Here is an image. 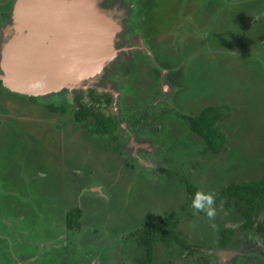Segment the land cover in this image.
Instances as JSON below:
<instances>
[{
    "label": "rangeland",
    "instance_id": "rangeland-1",
    "mask_svg": "<svg viewBox=\"0 0 264 264\" xmlns=\"http://www.w3.org/2000/svg\"><path fill=\"white\" fill-rule=\"evenodd\" d=\"M86 1L118 30L113 58L81 90L109 96L102 109L118 127L76 122L75 88L41 96L1 82L0 264H137L132 232L170 213L187 245L154 242L150 264H264L263 231L241 226L226 198L212 218L191 214L185 190L187 179L213 192L264 175V0ZM15 2L0 0V58ZM207 104H222L219 154H203L187 123ZM75 206L80 227L64 231ZM253 216L264 219L263 202ZM225 227L234 233L221 246Z\"/></svg>",
    "mask_w": 264,
    "mask_h": 264
},
{
    "label": "water",
    "instance_id": "water-1",
    "mask_svg": "<svg viewBox=\"0 0 264 264\" xmlns=\"http://www.w3.org/2000/svg\"><path fill=\"white\" fill-rule=\"evenodd\" d=\"M68 1L67 4V0H16L13 4V33L0 58L3 71L0 80L7 89L41 96L62 88L85 89L82 80L100 71L105 60L113 58L115 50L110 48V44L107 46V36L102 34L112 32L113 27L117 31L116 24L102 23L101 17L86 0ZM21 19L26 20V25H21ZM94 21L97 34L89 28ZM21 29L36 36V42L39 39L36 48L40 51L35 49L19 57L18 43L14 40ZM7 47L19 57L13 59L21 60L12 73L4 62L10 53ZM94 60L97 61L94 63ZM28 67L33 70L23 72V68Z\"/></svg>",
    "mask_w": 264,
    "mask_h": 264
},
{
    "label": "trees",
    "instance_id": "trees-1",
    "mask_svg": "<svg viewBox=\"0 0 264 264\" xmlns=\"http://www.w3.org/2000/svg\"><path fill=\"white\" fill-rule=\"evenodd\" d=\"M73 96L75 106L72 111V117L76 122H79L83 126L87 127L89 132L93 134H112L115 129H117L118 120L109 114L106 115L104 111L106 108L102 109L103 104H109L108 102L111 100L109 96L98 94V92L92 88H89L86 93H83L81 89H75ZM84 96L85 98L82 99ZM48 107L50 110L62 113L68 109L66 105L55 102L49 103ZM221 109L222 104H207L203 106L197 114L187 117L189 129L202 139L203 147L201 152L203 154L205 152L219 154L225 148V135L216 125L217 121L224 114ZM160 170L162 171V168H160ZM185 190L190 196H192L195 191L200 189L187 179L185 180ZM212 193L215 194L214 205L219 199L226 198L227 203H232L231 205L235 206L243 220L241 226L253 227L255 225L254 229L256 231L264 232V219L261 222H258L253 216V212L258 203H264V175L256 180L230 182ZM190 213L204 214L203 212H198L193 208ZM80 215L81 209L78 206L67 210L65 214L66 227L72 230L79 228ZM175 223V216L173 213H170L164 215L157 222H146L142 224L140 228L136 229V231L132 232L136 245L145 254L142 257H134L137 264L151 263L152 248L154 242L156 241L173 240L181 244V246L187 245L186 241L181 239L175 233ZM233 233V228H223L221 231L222 239L220 241V245L224 246L232 237ZM68 264H70L69 259Z\"/></svg>",
    "mask_w": 264,
    "mask_h": 264
},
{
    "label": "bare ground",
    "instance_id": "bare-ground-1",
    "mask_svg": "<svg viewBox=\"0 0 264 264\" xmlns=\"http://www.w3.org/2000/svg\"><path fill=\"white\" fill-rule=\"evenodd\" d=\"M68 2L69 1L67 0V4H68ZM19 4H23V2H20ZM21 20H22L21 21V25H26V20H24V19H21ZM101 20H102V23H104V24H108L109 23V22L104 21V19H102V18H101ZM94 24H95V21L93 22V24H91V27H89V28L91 30L92 29L94 30V31H92L93 34H97L98 29H97V26H93ZM98 28L100 29V27H98ZM114 32H115V28L113 27L112 32L103 33L102 34L103 36H107L106 41H107V46L108 47H109V44H110V41H111V39L113 37V33ZM35 38H36V36H32V33H24L22 29L20 30V33H19L18 38H16L14 40V42H17L18 43V45H16V47L18 48L19 57H23V56H25V54H28L26 52H32V50L35 51V49H37L38 51L41 50L40 48H36V46H37V44L39 42V39L36 42V39ZM43 45H44V42H43ZM26 47L28 48V50H25V49H27ZM7 48H8L7 50H9L10 53H8L9 55L8 54L6 55L7 58L4 59V62L6 63L5 64V67H7L9 69L10 73H12L14 71V69L17 68V66L21 63V60L13 59L12 57H17V58H19V57L16 54H14L15 52L12 53V50H11L12 48H9V47H7ZM96 61L97 60H94V63ZM32 70H33L32 67H28L27 69L23 68V72L26 71V73H28L29 71H32ZM35 73L37 74V71H35ZM32 79H34V78H32Z\"/></svg>",
    "mask_w": 264,
    "mask_h": 264
},
{
    "label": "clouds",
    "instance_id": "clouds-1",
    "mask_svg": "<svg viewBox=\"0 0 264 264\" xmlns=\"http://www.w3.org/2000/svg\"><path fill=\"white\" fill-rule=\"evenodd\" d=\"M163 70L164 69H162V71ZM214 201H215L214 193L206 192L203 190H197L192 195L191 207L198 212H203L207 217L212 218L216 214V208L214 206ZM80 217H79V221H80ZM66 229L69 232L70 230H72V229H68L65 224L64 231H66Z\"/></svg>",
    "mask_w": 264,
    "mask_h": 264
},
{
    "label": "crops",
    "instance_id": "crops-1",
    "mask_svg": "<svg viewBox=\"0 0 264 264\" xmlns=\"http://www.w3.org/2000/svg\"><path fill=\"white\" fill-rule=\"evenodd\" d=\"M56 257L57 256H54L51 260L49 259V262L54 264H63L62 257Z\"/></svg>",
    "mask_w": 264,
    "mask_h": 264
},
{
    "label": "flooded vegetation",
    "instance_id": "flooded-vegetation-1",
    "mask_svg": "<svg viewBox=\"0 0 264 264\" xmlns=\"http://www.w3.org/2000/svg\"><path fill=\"white\" fill-rule=\"evenodd\" d=\"M80 89H82V88H80ZM47 264H48V262H47ZM49 264H51V263L49 262Z\"/></svg>",
    "mask_w": 264,
    "mask_h": 264
}]
</instances>
